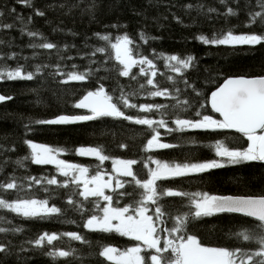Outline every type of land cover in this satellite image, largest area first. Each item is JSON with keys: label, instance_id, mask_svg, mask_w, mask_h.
<instances>
[{"label": "snow or ice", "instance_id": "1", "mask_svg": "<svg viewBox=\"0 0 264 264\" xmlns=\"http://www.w3.org/2000/svg\"><path fill=\"white\" fill-rule=\"evenodd\" d=\"M14 2L31 10L27 19L17 13L15 7L7 5L0 7V17L5 15L3 9H6L8 16L20 22V34L29 38L26 47L33 52L31 57L22 55L23 49L0 53V62H3L0 81H36L37 87L30 91L37 94L49 81L57 88L70 82L87 86L70 106L79 111L61 110L47 118H28L21 141L26 145L27 154L12 162L11 172H3L8 161H0V211L6 210L17 218L49 220L59 219L71 209L80 214L78 228L89 233L118 234L128 238L131 246L123 248L97 242L96 249L89 255L96 256L98 264H264V192L216 195L204 190L187 191L182 187L165 186V182L177 179L202 181L203 174L213 169L252 162L264 165V67L259 73L228 75H212L204 68L206 75L201 83L199 78L189 79L190 69L193 73L200 71L197 57L190 53L165 54L156 50L141 55L136 41L126 32L116 35L114 40L110 31L94 33V37L104 42L101 46L90 45L86 36L82 47L69 43L60 47L56 42L48 41L39 30L29 28L33 16L45 18L48 24L47 10L57 9L67 15L77 9L81 20L86 18L90 24L100 23L99 17L110 6L102 0H60L42 6L36 0ZM218 3L219 9L199 2L181 5L186 11L195 9L197 15L206 20L224 21L225 27L214 28L207 35L194 34L192 39L205 46H227L232 50L237 46H248L250 50L256 46L264 48V0H218ZM158 5L159 0H154L150 6ZM174 6L165 5L166 8ZM64 9H67L66 13ZM131 11L134 15L144 16L143 11L134 8ZM172 18L177 23L182 22L175 13ZM231 18H236L239 24L229 26ZM72 19L74 22L76 17ZM13 27V23L0 24L3 30ZM125 27L119 22L104 25L106 30ZM238 27L246 30L236 31ZM52 31L62 32L63 29L57 27ZM68 35L75 37L77 33L69 30ZM139 39L146 43L159 37H149L141 30ZM3 43L5 41L0 40V44ZM7 44L12 47L11 39ZM37 49L56 50L55 62L30 64L29 61L38 56ZM64 49H75L76 56L84 63H68L74 57L65 54ZM8 60H14L15 66L7 65ZM109 61L116 62L112 69L105 66ZM157 61L162 62L164 71L158 68ZM113 72V84L106 85L105 81ZM118 77L136 81L138 88L126 91L128 86L121 84ZM208 85L214 87L203 91ZM142 96L159 97L166 102H139ZM11 99L9 94H0V102ZM104 119L143 126L147 135L141 153L173 149L182 144L195 145V139L182 135L189 132L220 134L230 130L239 134L246 144L226 143L225 136L210 145L214 152L212 158L193 159L186 155L182 162L165 161L154 155L122 159L108 154L99 145L75 147L72 151L76 156L97 161L90 166L61 159V154L69 149L36 143L28 138V134L39 131L40 126L82 125ZM161 129L163 136L175 133L177 142H164ZM116 147L123 150L128 145L120 142ZM105 161H110L111 168L104 167ZM28 164L50 165L54 171L45 169L39 175H33L28 172ZM138 164L140 168L134 170L133 166ZM17 167L24 169L25 174L17 175ZM57 190H63L66 198L60 201L62 206L56 203V197L60 195ZM39 193L43 198H37ZM165 198H180L187 203L177 205ZM218 214L249 218L248 223L230 229L232 245H210L188 231L190 223ZM23 231L11 219L0 215V264H9L12 258L14 264H28L32 259L29 251L51 258L53 264H75L81 259L80 249L54 243L62 238L93 248V243L79 231H40L14 243L13 237Z\"/></svg>", "mask_w": 264, "mask_h": 264}, {"label": "trees", "instance_id": "2", "mask_svg": "<svg viewBox=\"0 0 264 264\" xmlns=\"http://www.w3.org/2000/svg\"><path fill=\"white\" fill-rule=\"evenodd\" d=\"M37 3H58L60 0H36ZM105 5H109L103 14L99 17L100 23H88L87 19L79 18V11L73 9L72 13L67 15L62 14L57 9L46 11V18L50 23H45V18L32 17L29 28L39 30L48 41L56 42L60 47L65 43L75 44L77 47H82L84 38L88 37V43L92 46H101L104 42L93 36L94 33L111 32V38L114 40L118 34L125 32L132 37L139 47V54L149 55L152 50L162 51L165 54L186 55L192 54L198 58L199 68L198 73H193L189 70V79L203 82V77L206 75L203 72L204 68L209 69V73L217 75L218 73L237 74L244 72L259 73L264 67V48L256 46L254 49H249L248 46H237L235 50L227 46H205L198 41L192 39L194 34H210L215 28L219 30L225 27L223 20H206L203 16L197 15L195 9L186 11L181 5L196 4L197 2L207 6H221L218 0H159L158 6H150L154 0H102ZM175 5L171 8H166L165 5ZM3 5L15 7L17 13L21 14L25 19L31 14V10L23 5L16 4L14 0H0V7ZM143 11L144 16L134 15L131 9ZM0 17V24L13 23L14 27L10 30L0 28V40L5 43L0 44V53L19 52L23 49L22 55L32 56L33 49L26 47L29 43V38L21 36L19 21L7 15ZM64 13L67 9L63 10ZM172 13L181 19V23H177L172 18ZM76 19L73 22L72 17ZM147 17V19H145ZM166 17V18H165ZM195 17V20H193ZM240 19H243L241 14ZM119 22L125 25V28L120 30H106L104 25ZM239 24L236 18H231L229 26ZM62 28L63 31L53 32V28ZM69 30L76 32L75 37L68 35ZM143 30L149 37H159V39H149L146 43L139 39V32ZM238 27L236 31H245ZM11 39L12 47L9 48L7 42ZM42 42V41H37ZM130 47H132L130 45ZM38 56L35 60L29 61L32 63H54L56 60V50L49 52L48 50L37 49ZM109 51H111L109 49ZM64 53L74 57L73 61L78 65H82L84 61L76 56L75 49L69 51L64 49ZM107 54V53H106ZM135 54V51H134ZM7 65L15 66L14 60H8ZM115 61H109L105 66L112 69ZM3 66V62H0ZM157 66L161 71H164L162 62L157 61ZM136 69H133L135 72ZM100 74H104L101 72ZM110 74L109 79L105 81L106 85L111 86L113 80ZM121 84L127 85L126 91L136 90L138 84L136 81H131L128 78L118 77ZM141 83L140 78H137ZM166 82V81H165ZM87 85L76 84L70 82L67 86L57 88L50 81L44 87L39 89V93L30 91L37 87L36 81H0V94H9L13 99L0 102V149L14 148L13 151H0V161L7 160L8 164L4 166L3 172H11L14 167L13 163L18 157L27 154L26 145L21 143L24 138V124L28 123V118H47L53 113H59L61 110L79 111L71 109V104L78 98L80 91ZM206 86L203 91H207ZM39 101V103H37ZM139 102H156L165 103L162 98H147L140 97ZM164 142L176 143V134L163 136ZM147 130L143 126L130 125L127 122L104 119L102 121H89L85 124L55 126L48 128L40 126L39 131L28 134V138L33 139L36 143H44L49 146L62 147L69 149L62 153V156L73 163L94 166L97 161L94 158L76 156L75 147L81 145L102 146L110 155L119 156L122 159L137 158L145 155H154L156 158L165 161L175 160L182 162L186 155L193 159H208L214 156V152L210 145L215 139H225L226 143L246 144L243 138L239 137L230 130H224L220 134H202L198 132H189L182 134L183 137L193 138L197 141L195 145L182 144L173 149L156 150L153 153H141L140 149L146 140ZM120 142L128 145L123 150H120L116 145ZM27 163V162H25ZM106 169L111 168L110 161L104 162ZM134 170L139 169L140 165H134ZM47 170L53 172L54 169L50 165L37 166L28 164V172L33 175H39L41 171ZM92 171V167H90ZM17 175H24V169L17 167ZM160 183V182H158ZM166 187H182L187 191L204 190L211 194H259L264 192V165L256 162L249 164H241L228 166L220 169H213L209 173L203 174V180L190 179L181 181L177 179L172 182H165ZM131 190V189H130ZM60 195L56 197L58 206H62L60 201L63 197V190H57ZM37 198H43V194H37ZM66 199V198H64ZM173 204L187 203L181 201L180 198H165ZM52 201H50L51 203ZM126 202V201H122ZM0 215H5L7 219H11L13 224L21 226L24 231L13 237L14 243H19L21 240L32 236L40 231H79L84 234L88 240L93 243V248L90 249L87 245L81 246L78 241H68L67 238H62L58 242H54L59 246L72 247L80 249L78 255L81 257L75 264H98L96 256L89 255L90 251H94L97 247V242L100 244L111 243L113 246L128 247L131 246L128 238L120 237L118 234L105 233H89L87 230L78 228L80 222V214L73 210L67 211L59 219L37 220L17 218L15 214L8 213L6 210L0 211ZM76 221V223H73ZM249 218L241 217L238 214H218L213 217H206L194 221L188 225V231L197 234L199 239L210 245H232L233 239L229 236L230 229H234L238 224L248 223ZM28 255L32 259L28 264H53L51 258L42 254L29 251ZM102 259V258H99ZM9 264H14V258L10 259Z\"/></svg>", "mask_w": 264, "mask_h": 264}, {"label": "water", "instance_id": "3", "mask_svg": "<svg viewBox=\"0 0 264 264\" xmlns=\"http://www.w3.org/2000/svg\"><path fill=\"white\" fill-rule=\"evenodd\" d=\"M216 195H234V194H216Z\"/></svg>", "mask_w": 264, "mask_h": 264}, {"label": "bare ground", "instance_id": "4", "mask_svg": "<svg viewBox=\"0 0 264 264\" xmlns=\"http://www.w3.org/2000/svg\"><path fill=\"white\" fill-rule=\"evenodd\" d=\"M62 159H65L63 156H62V154H61V156H60ZM65 160H67V159H65ZM68 161V160H67ZM69 162H71V161H69ZM73 163V162H72Z\"/></svg>", "mask_w": 264, "mask_h": 264}, {"label": "rangeland", "instance_id": "5", "mask_svg": "<svg viewBox=\"0 0 264 264\" xmlns=\"http://www.w3.org/2000/svg\"><path fill=\"white\" fill-rule=\"evenodd\" d=\"M61 158V157H60ZM62 159V158H61Z\"/></svg>", "mask_w": 264, "mask_h": 264}]
</instances>
